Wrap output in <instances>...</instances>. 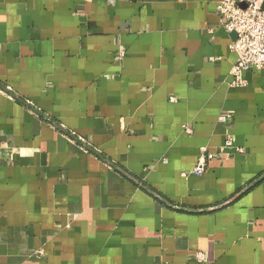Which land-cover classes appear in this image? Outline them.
<instances>
[{
    "label": "crops",
    "instance_id": "crops-1",
    "mask_svg": "<svg viewBox=\"0 0 264 264\" xmlns=\"http://www.w3.org/2000/svg\"><path fill=\"white\" fill-rule=\"evenodd\" d=\"M220 1L0 0V264H264V69L230 85Z\"/></svg>",
    "mask_w": 264,
    "mask_h": 264
},
{
    "label": "built area",
    "instance_id": "built-area-1",
    "mask_svg": "<svg viewBox=\"0 0 264 264\" xmlns=\"http://www.w3.org/2000/svg\"><path fill=\"white\" fill-rule=\"evenodd\" d=\"M217 8L227 32L236 34V38L230 44V49L237 55L231 68L230 85L244 86L247 83L246 71L251 68L264 69V0H221ZM171 99L175 100V98ZM233 117L232 113L225 112L220 115L219 120L228 125L233 121ZM185 131L188 134L193 133L189 127H185ZM244 151L243 147L236 145L234 137L228 135L217 151L211 152L207 148H202L197 165L183 175L205 173L208 169V161L215 155L228 158ZM196 257L200 261L206 259L202 253H198Z\"/></svg>",
    "mask_w": 264,
    "mask_h": 264
},
{
    "label": "water",
    "instance_id": "water-1",
    "mask_svg": "<svg viewBox=\"0 0 264 264\" xmlns=\"http://www.w3.org/2000/svg\"><path fill=\"white\" fill-rule=\"evenodd\" d=\"M233 34L235 35V38H236V34H235V33H233ZM235 38H234V39H235Z\"/></svg>",
    "mask_w": 264,
    "mask_h": 264
}]
</instances>
